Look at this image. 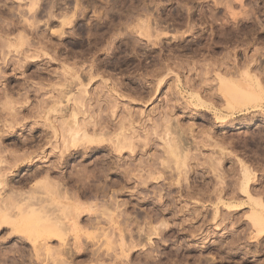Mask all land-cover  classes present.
I'll use <instances>...</instances> for the list:
<instances>
[{"label":"rangeland","instance_id":"374dc122","mask_svg":"<svg viewBox=\"0 0 264 264\" xmlns=\"http://www.w3.org/2000/svg\"><path fill=\"white\" fill-rule=\"evenodd\" d=\"M72 66L80 69L82 76L89 71L97 73L95 87L89 85V91L101 85L103 88L101 81H107L108 88L119 89L122 98L117 106L138 111L142 119H159L163 108L169 107V114L163 118L183 129L179 130L184 134L180 133L184 137L181 147L184 150L188 146L189 150L185 151L190 154L178 150L182 154L175 158L187 156L188 167L174 169L177 163L174 156H163L164 142L159 138L154 140L150 134L146 142L156 143L148 144L156 150L147 146L142 154L146 151L147 156L157 153L164 157L166 164L163 161L165 165L158 167H165L160 169L162 180L139 190L130 185L120 191L119 184H109L107 197L93 198L98 204L109 197L123 202L119 208L124 211L118 221L124 229L126 245L133 241L135 247L120 248L117 231L104 224L102 227L108 229L113 243H107L102 236L92 241L80 235L83 245L87 244L88 254L73 255L76 257L68 261L71 264H264V234L257 233L259 225L253 216V211L261 210L251 201L262 198L264 202V0H0V156H21L28 152L35 154L37 160L33 165L18 161L15 167L11 161L12 170L8 168L11 165L0 166L1 172L10 174L8 184L15 189L28 190L39 179L32 173L54 161L49 145L41 146L46 145L43 138L50 136V130L47 131L50 120L56 117L55 112H50L49 104L55 100L58 88L54 95L50 86L54 89L62 83L58 82V75L68 73L67 67ZM42 84L44 93L40 91ZM259 84L263 90L259 91ZM6 93L11 95L10 105L5 101ZM62 93L66 97L67 90H62L60 95L64 96ZM76 93H79L77 87L69 94L77 96ZM43 100L44 104L49 101L48 106L40 104ZM63 100L66 98L63 97L62 105ZM68 104L64 102L60 109ZM175 104L177 108H172ZM39 105L43 110H39ZM13 109L18 111L17 119H12ZM120 109L117 113L122 115ZM222 123L232 127L223 130ZM169 137L174 138V134ZM37 144L41 150H36ZM42 153L48 155L44 160L47 158L45 161L49 163H43ZM241 162L254 172L246 189L248 194H244L240 185ZM181 168L187 170L186 175L181 173ZM71 170L69 165L64 170L66 176ZM179 174L185 176L176 177ZM74 190L77 188L70 191L74 193ZM1 193V196L9 194L7 188L1 189ZM93 199L80 198L88 204ZM27 226L21 235L18 233L20 236L11 226L0 229V264H53L45 253L41 255L42 249L46 252L49 246L55 250L59 240L47 241L39 261L34 256L39 248L34 249L24 238L29 234L33 237L30 232L35 230ZM148 227L158 231L153 229L146 236ZM36 233L35 230L33 234ZM73 235L69 232L66 236L70 245L74 244ZM93 250H98L97 258L92 257Z\"/></svg>","mask_w":264,"mask_h":264},{"label":"bare ground","instance_id":"6f19581e","mask_svg":"<svg viewBox=\"0 0 264 264\" xmlns=\"http://www.w3.org/2000/svg\"><path fill=\"white\" fill-rule=\"evenodd\" d=\"M77 7L79 8V7H81V5L78 4ZM141 25H143V24H141ZM145 26H146V24H145ZM141 30H143V29H141ZM144 33H145V31H144ZM20 41H22V40H20ZM27 44H29V43H27ZM24 45H26V44H24ZM10 47H11V45H10ZM16 48L15 49L18 51L19 50L18 47H16ZM21 50H22V48H21ZM37 55H36V57H38ZM25 57H27V56H25ZM34 57H35V55H34ZM34 57L32 59L35 60ZM67 69L70 70L68 73L63 71L64 72V74H63L62 72H60L63 74V75L60 74L61 77L63 76L62 80L59 78L60 75H58V79L56 77L58 82H62V83H58L56 81L58 84H60V86H58L57 83H54V84H57V85H55L56 88H54V89H51L53 87L50 86V90L53 91L54 95H55L54 90L58 88L56 90V94H57L56 97L53 96V97H55V98H53L51 96L55 100L52 101V99H50V98L48 99V100L52 101L49 104L50 106L52 105L49 110H50V112L53 111L52 113L55 112L56 117H53V118H55L54 120H52V119L50 120L51 123L49 124V129L46 128V129H48L47 131L50 130V132H51L50 136L47 135L48 136L47 139H46V136H45V139L41 136L43 138V141L46 140L45 141L46 145H41V144L40 145L44 146V147L45 146L48 147L47 145H49V149H50L49 153L52 155L51 157L54 158V161L52 163H50V165L44 166L45 169L40 166L41 169H40V167H38L39 170L32 173V175L35 174V176L33 175L34 177H38L39 179L38 180L36 179L37 180L36 183L34 182L35 184L33 186H30V188L28 187L29 188L28 190H23V189L18 190L19 188L15 189L13 187V185H9L8 184L9 181H8L7 177L10 174L8 175L7 174L8 172L7 173L5 172L6 173L5 174V173H3L4 171L1 172L2 170L0 168V190L1 189L4 190V188H7L8 192H9L8 196H1L2 193L0 194V229L4 225H7L8 227L11 226L10 228L17 235H18V233L21 235V233H23V227L25 228V226H27V225H28L27 226L28 228L30 227L32 229H35L37 231L36 234H33L35 230H32L33 233L30 232L31 235H33V237L30 236L28 230H27L28 232H26V230H25V232L29 235L24 237V238L27 239L26 241L31 243V245H32L31 247H34V249L39 248V249L35 250V253H34V256L36 255L35 257H37L38 259L40 258V251L42 248H44L46 246L47 241L52 240L54 242L56 240L57 241L59 240L57 242L58 247L56 246L55 250H53L49 246L48 247L46 246V248H45L46 252H44L42 249L43 253L41 255H44V253H45L46 258L48 257L47 259L52 260L53 264H71V261H68V260L71 259L72 257H76L73 255H76V254L78 255L79 253H82V254L87 253V248H86L87 244L83 245V241L81 239V236H84V237H86V239H89V240L92 239V241H94V239L102 236L103 238H105L107 240V243H109V242L113 243V241H111V239H109L110 234H109V232H107L108 229L106 230L102 227L104 224H106L107 227L110 226V227L114 228L115 232L117 231V233H118L117 237L119 238L118 241H119L120 248L125 247V249H126V247H129V248L131 247L130 249H132L133 247H135V245H134L135 243H133V241L130 244L126 245V243L124 241V237H123L124 235L122 234L124 229L123 230L121 229V226H120L119 221H118L119 220L118 218H120L122 216V212L124 211V210L120 211V208H119V206L122 205L123 202H122V204H120L117 201L116 197L115 198L109 197L106 200H103V201L101 200V203H99V204L97 203L98 201H96V200L99 199L100 196L103 199H104V197H107L106 191L109 188V186H111L109 184H112V186L113 185L115 186V184L116 185L119 184L118 186L121 187V188L119 187L120 191L122 189H125L126 186L129 187L130 185L133 186L132 188L139 190L142 187L145 188L144 186H146V187L149 186V183H152V184L154 182L156 183L158 181V179L160 181V179H161L160 176H162V175H160L161 170H163L165 168V167L162 168L163 164L165 163V161L163 160V158H164L163 156L164 155L165 156L170 155V157L174 156V160H175L176 158L179 157V155L182 154V153L180 154L178 152V150H180V151L182 150L183 154H186L187 151H185V150L188 149V146L187 147L184 146V147H186L184 150L181 147L183 145V144H181L182 139L184 138V137L183 138H181V137L184 134H182L180 132L182 134L181 135L179 133V130H180L179 128H181V127L178 126V123L176 122L178 127L175 125V123L173 126V125H170L171 124L170 122L168 123L163 118V116L167 117V114H169V112H170V111L168 112V110L170 109L169 107H168V110H167V107L166 108L164 107L165 108V109L163 108L164 111L163 112H161L162 110L160 111L161 116H160V113L158 112L159 113L158 117H160L159 119H156V120L147 119V118L145 119V117H144L143 118L144 121H143V119L141 117L142 115L139 113H136L138 111L134 112L135 110L132 111L131 108H129V107H126V108L122 107L123 105H120V108H122V109H120L117 106L119 103V99L122 98V95L119 94L121 92H118L117 90H119V89H117V88L116 89H113L111 87L108 88L107 87V81H101V83L103 82L104 86L102 88V85H101L99 87L100 89L98 88L99 90L97 88H95L94 91L88 90L87 87H89V85L92 86L95 84V82H97L95 80L96 78H98V76L96 77V75H95L97 73L94 74L93 71L92 72L89 71L86 75L82 76V74H81L82 72L80 73V69L76 68L75 66L67 67ZM63 70H65V69H63ZM71 72H73V73H71ZM54 79H55V77H54ZM59 79L61 81H59ZM83 80L86 82H84ZM256 82L259 83L258 80ZM260 84L258 87L259 91L262 89V87L260 88ZM245 85H246V82H245ZM40 86L41 85H39V87H37V89H39V88L41 89ZM43 86L44 85L42 84L43 90L42 89L41 90L39 89V90L43 91V93H44L46 91L43 88ZM75 87H77L79 93L78 94L76 93L77 96L75 94L70 95L72 93L73 88H75ZM94 87H95V85H94ZM97 87H98V85H97ZM248 87H249V85H248ZM22 88H20V89H22ZM11 89H10V91H11ZM63 89L67 90L66 97H65L64 93H62L64 96L60 95ZM103 89H105V91ZM33 90H35V89L33 88ZM52 91H50V93ZM48 92H49V90H48ZM50 93H48V94H50ZM6 94H8V93H6ZM40 94H38V95H40ZM9 95H10V93L8 95H6L7 97H4V98H6L5 101L7 100L6 102L9 103V105H10L11 99L8 100V97L10 98L11 95L10 96ZM26 97H28V96H26ZM63 97H64V99L66 98V101L63 100V105H64V102H70V104H68L69 106H67V107L64 106V109H60V108H63V105L61 104ZM126 99H127V97H126ZM175 101H177V100H175ZM235 101L236 100H234V103H235ZM42 102H44V100L41 101L40 104ZM48 102H47V104L42 103V105L48 106ZM168 102H170V101L168 100ZM236 102H238V100ZM238 103H240V105H242L241 101ZM5 105L8 106L7 104H5ZM14 105H15V103H14ZM59 105H60V107H59ZM65 105H66V103H65ZM36 107H37V105H36ZM171 107L177 108L176 104L171 106ZM6 108H8V107H6ZM9 108H10L9 110L5 109V111L8 110L7 112H9L12 109V107L10 106ZM39 108H40L39 110H43V109H41L40 105H39ZM45 108L47 109V107H45ZM235 108H236V106H235ZM242 108H240V110L239 109L238 110L242 111ZM46 109H44V110H46ZM117 109L121 110L122 115L117 113ZM3 110H4V108H3ZM14 110L15 109H13L11 111V113L13 112V115H12L13 118L11 117V115H8V116H10L9 118L17 119L18 111L16 110L14 112ZM243 110H246V109L244 108ZM33 111L31 113H33ZM36 111H35V113H36ZM47 111H48V109H47ZM118 112L120 113V111H118ZM103 114L104 115L107 114L108 117L104 116ZM6 115H7V113H6ZM14 115L16 117H14ZM118 115H120L119 116L120 119L118 122H115L116 121L115 119L117 118V120H118V118H119V117H117ZM8 116H6V117H8ZM112 118L114 120H111ZM148 118H150V117H148ZM151 118H153V117H151ZM214 119H216V118H214ZM15 121L12 120V123H15ZM146 122H148V123L146 124ZM44 124H45V122H44ZM148 124H150V127H151V129H150V127H148L150 132L147 128ZM231 127H232V125H226L225 123L224 124L222 123L220 128L224 130V129H228ZM182 130H180V131H182ZM184 133H185V131H184ZM150 134H153L152 137H154V140L156 138V140L160 139L159 141L164 142V146L162 145L163 146L162 149L160 148L161 151L163 150L165 153L162 156L163 158L161 156H159V154L156 155L157 153L155 151H154V153H156V154L151 153L152 156L151 155L147 156L148 152L146 154V151L144 152V154H142L144 149H146V148L148 149V147H150V146H148V144L152 143V140L149 143L146 142V141H149L148 138H150V136H151ZM173 134H174V138L173 137L170 138L169 136H171ZM176 134H177V136H176ZM140 138H142V139H140ZM151 139H153V138H151ZM40 141H42V140H40ZM185 142H187V140ZM218 143H219V141H218ZM220 143H222V142H220ZM155 144H153V145H155ZM38 145L39 144L34 146V147H36V150H38L40 148V146H38ZM1 148L3 149L2 146H1ZM32 148H33V146H32ZM150 148H152V145ZM152 149H155V148H152ZM39 150H41V149H39ZM3 151H5V150H3ZM3 151H1V152H3ZM184 151H185V153H184ZM126 153H127V157L124 156V154H126ZM189 154L190 153H187V155H189ZM34 155L32 156V154L27 152V153L21 154V156H19V155L18 156H15V155L6 156V157L0 156V166L3 164V165H5V167H8L7 165H11L10 164L11 161L13 162L12 165L14 166V165H16L15 163L18 164V161H22V160L30 163V165H33V163H35L37 161V160H34L35 159ZM42 156L43 157H41V158H43L42 161L44 163V161L47 159V158H45V160H44V157L45 156L48 157V155H43V153H42ZM161 158H162V161H161ZM38 160H39V158H38ZM190 160H192V159H190ZM163 161H164V163H163ZM45 162L49 163V160L45 161ZM71 162H73L74 165L73 164L71 165L70 164ZM176 162H177L176 164H178V165L175 164L174 167H176V168L173 167L174 169H177L180 167L186 168V166L188 167L187 156H181L179 158V160L176 159ZM47 163H45V164L47 165ZM174 163H175V161H174ZM161 164H162V167L161 166L160 167L162 169L160 168L161 169L160 170L158 167ZM12 165H11V167H8V168H11V170L13 167ZM69 165L72 167V170L68 173V176H66L67 173L64 170ZM77 166H78V168H77ZM214 167H215V165H214ZM6 170L8 171V169H6ZM158 170H160V172H158ZM185 171H187V170L182 169L181 173H184ZM239 172L241 175V180H240L241 181L240 185L242 183L241 188L244 187V188H242L245 190L244 194H248L246 189L249 185V181L251 180V176L254 175L253 174L254 172L249 167L242 164V162L240 163ZM175 173H176V171H174V174ZM174 174H172V175H174ZM113 175H115L114 176L115 179H113V181H112L111 176L113 177ZM156 175H158V176H156ZM180 175H183V174L176 175V177H178V176L180 177ZM185 175H186V172H185ZM185 175H183V176H185ZM51 176H53V178H51ZM54 178H56V179H54ZM172 181L173 180L171 179V182ZM17 182H19V181H17ZM174 183L178 184L176 181H174ZM170 185L172 186L171 183H170ZM170 185L168 184L167 187L170 188L169 187ZM73 188H77L76 192L74 190V193L72 191H70V190H73ZM241 188H238V189H241ZM112 189L113 188L111 187V190ZM116 190H118V188ZM157 192H159L158 189H157ZM117 195H118V192H117ZM159 195L161 196V194H159ZM160 196H158V197H160ZM214 197H215V195H214ZM247 197H248V195H247ZM249 197H251V196H249ZM80 198H82V199L84 198L86 200L94 198L96 200H94V199L93 200L96 201V203H94L93 200H92L93 203H92V201L90 202L92 204L84 203L83 201L80 200ZM102 198H100V199H102ZM251 198H249V199H251ZM253 199H255V198H253ZM253 199H251V201H253V204L260 207V210H261L260 212H259V209L257 211L255 210V212L253 211V213H255L253 216H255V219L257 220V221L254 220V222L257 226L259 225V228H258L259 232L257 231V233L264 234V202L261 200L262 198L258 199V200L255 199L256 201ZM85 215H90V216L85 217ZM83 217H85L86 219L83 220ZM124 219H126V218H124ZM81 220H83V222ZM84 221L86 222V226L84 225V227H83V225H81L80 223L81 222L85 223ZM161 225L164 226V224H162V223L160 224V226ZM150 228L148 229L149 231L147 230L149 233L147 232L146 236H150L152 234L154 228H151L152 231L150 230ZM88 230L91 231L92 233H88L87 232ZM143 230H146V229H143ZM13 232L11 233V231H10V233L14 235ZM69 232H72L74 234L73 235L74 236V244L73 245H70L68 243L69 240L67 241V239H66V236L68 235ZM110 233H114V232H110ZM155 234L156 233L154 232V235ZM20 235H18V236H20ZM257 236H259V235H257ZM131 237H132V235H131ZM149 240H150V238H148V241ZM40 241H41V243H40ZM129 241H131V240H129ZM129 241H128V243H129ZM110 245H111V243H110ZM34 249H32V250H34ZM51 249H52V251H51ZM19 251L20 250H18V252ZM97 251L93 250L92 257H93V255H94V258L98 257ZM1 254H3V253H1ZM100 254H101V252H100ZM124 254H126V252ZM90 255H91V253H90ZM121 255H123V252ZM126 255H128V254H126ZM106 256H107V254H106ZM99 257H100V255H99ZM100 260H101V258H100ZM39 261H41V258L39 259ZM98 261H99V259H98ZM43 263H45V262H43Z\"/></svg>","mask_w":264,"mask_h":264}]
</instances>
